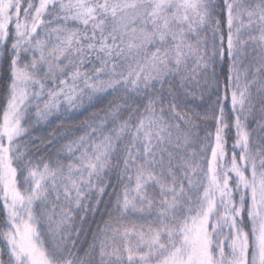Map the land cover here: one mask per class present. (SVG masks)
Returning a JSON list of instances; mask_svg holds the SVG:
<instances>
[{
	"label": "snow or ice",
	"instance_id": "snow-or-ice-1",
	"mask_svg": "<svg viewBox=\"0 0 264 264\" xmlns=\"http://www.w3.org/2000/svg\"><path fill=\"white\" fill-rule=\"evenodd\" d=\"M0 264H264V0H0Z\"/></svg>",
	"mask_w": 264,
	"mask_h": 264
}]
</instances>
